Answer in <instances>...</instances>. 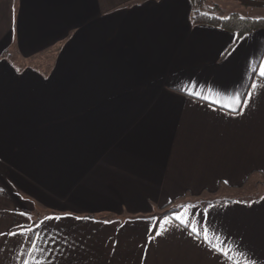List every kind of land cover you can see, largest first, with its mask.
<instances>
[{
	"label": "crops",
	"instance_id": "obj_1",
	"mask_svg": "<svg viewBox=\"0 0 264 264\" xmlns=\"http://www.w3.org/2000/svg\"><path fill=\"white\" fill-rule=\"evenodd\" d=\"M195 8L0 0V233H40L42 264H225L179 213L238 264H264V190L198 199L264 178V87L248 97L264 85L250 67L264 61V28L237 38L192 24ZM237 94L247 105L221 106ZM29 247L0 235V264H22Z\"/></svg>",
	"mask_w": 264,
	"mask_h": 264
},
{
	"label": "snow or ice",
	"instance_id": "obj_2",
	"mask_svg": "<svg viewBox=\"0 0 264 264\" xmlns=\"http://www.w3.org/2000/svg\"><path fill=\"white\" fill-rule=\"evenodd\" d=\"M243 38V37H242ZM252 67L253 72L264 78V61L259 62V69L256 71L255 65H250ZM258 87H264V85H258L256 82H253L251 85V88L253 91H250L248 93V97H251L253 95L254 90H256ZM188 95H195V96H201L200 93H195L191 90H188ZM205 100H209L210 98L208 96H203ZM234 103L233 104H224L221 105L223 107L228 108L230 111H236L241 103H244L247 105L248 103V98H245L243 101H241V98L239 94H237L233 98ZM185 209H188L189 206L185 205ZM191 207H195L194 205ZM209 207H212V205H209ZM205 213L207 212V209L203 210ZM21 215H27L25 213H21ZM66 215H71V214H66ZM63 217L60 216H55V217H45L47 220H61ZM30 219V217H29ZM74 219H82L81 217H74ZM83 219H88L87 217ZM172 217H165L163 221L161 222L162 225L164 224H170L171 223ZM174 219L179 222V225H181L184 228H187L190 232V234L196 238L199 237L204 244L208 246V249L219 256L223 257L225 264H238V261L235 259V254H237V250L235 248H230L225 245V243L218 237L216 236L210 228L204 227L203 225V220L197 222L199 223V227L195 226L192 224L189 219L184 215V213H179V214H174ZM206 219V217H204ZM43 224V221L39 222L38 224L35 225V227L39 228ZM19 231L18 232H9L7 234L5 233H0V235H10V236H24L29 238V243L30 247L25 250L26 255L25 258L22 261V264H42V262L37 259L36 253L40 252L43 253L44 249H41L37 243L38 240L41 239L40 233H33V229L29 227H25L22 225H18ZM167 229L161 226L159 230L156 231L155 235L159 236L162 234V232L166 231ZM30 233H33L31 236H29ZM54 239V238H53ZM241 257L244 256L243 253H238ZM249 264H256L255 261L249 260Z\"/></svg>",
	"mask_w": 264,
	"mask_h": 264
},
{
	"label": "trees",
	"instance_id": "obj_3",
	"mask_svg": "<svg viewBox=\"0 0 264 264\" xmlns=\"http://www.w3.org/2000/svg\"><path fill=\"white\" fill-rule=\"evenodd\" d=\"M191 1L194 3V5H196V8L192 14V19H191L192 24L208 25V26L220 28L222 30L234 33L237 38L242 37L243 35H246L248 33H251L257 29L264 28L263 18L242 16L237 12L224 15L220 12V8L217 5H213L212 7L207 9L206 8L200 9L198 8V5L204 6L203 0H191ZM248 181H249V177L244 181V183L240 187L235 189L237 191H240L247 185ZM173 211L174 210L165 211L160 214L159 218L165 215H170Z\"/></svg>",
	"mask_w": 264,
	"mask_h": 264
},
{
	"label": "rangeland",
	"instance_id": "obj_4",
	"mask_svg": "<svg viewBox=\"0 0 264 264\" xmlns=\"http://www.w3.org/2000/svg\"><path fill=\"white\" fill-rule=\"evenodd\" d=\"M251 1V0H248ZM255 2V1H252ZM204 6L212 7L217 5L220 8V12L224 15L229 13L237 12L242 16L263 18L264 19V6H253L245 4L240 0H203ZM264 190V178L260 176H255L251 179L250 183L247 184L240 191H227L222 189L219 193L215 195L204 194L200 196L199 200H218L224 198H231L234 200L248 199L259 195Z\"/></svg>",
	"mask_w": 264,
	"mask_h": 264
},
{
	"label": "water",
	"instance_id": "obj_5",
	"mask_svg": "<svg viewBox=\"0 0 264 264\" xmlns=\"http://www.w3.org/2000/svg\"><path fill=\"white\" fill-rule=\"evenodd\" d=\"M243 2L253 6H264V2H252L248 0H242Z\"/></svg>",
	"mask_w": 264,
	"mask_h": 264
}]
</instances>
